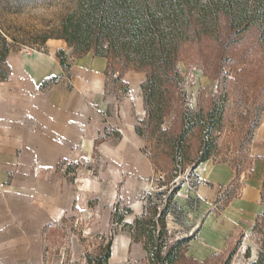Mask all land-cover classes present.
Masks as SVG:
<instances>
[{
    "label": "rangeland",
    "instance_id": "rangeland-1",
    "mask_svg": "<svg viewBox=\"0 0 264 264\" xmlns=\"http://www.w3.org/2000/svg\"><path fill=\"white\" fill-rule=\"evenodd\" d=\"M76 6L77 0H1L0 29L10 52L45 50ZM180 57L175 100L163 126L185 137L189 161L182 164L178 146L173 150L149 132L137 133L148 119L141 88L146 71L130 69L117 80L120 68L112 65L102 92L106 108L99 113L106 129L93 153L54 171L34 165L35 176H58L70 195L62 218L43 232L38 264H88L87 253L96 264L108 243V264H161L148 258L144 243L135 240L126 224L167 204L168 244L194 234L185 258L176 264H247L258 258L263 235L254 225L264 210V40L255 25L236 33L222 19L210 36L187 42ZM139 75L145 76L140 83ZM63 78L65 88L74 86L69 70ZM208 147L210 159L192 169L191 162ZM219 166L230 174H214ZM260 170L256 204L261 212L247 207L229 225L232 208ZM176 185L182 188L168 202ZM248 247L251 257L246 256ZM0 264L16 263L0 254Z\"/></svg>",
    "mask_w": 264,
    "mask_h": 264
},
{
    "label": "crops",
    "instance_id": "crops-1",
    "mask_svg": "<svg viewBox=\"0 0 264 264\" xmlns=\"http://www.w3.org/2000/svg\"><path fill=\"white\" fill-rule=\"evenodd\" d=\"M5 62L8 76L0 79V254L16 264H38L44 229L62 218L70 195L58 176H35L34 165L54 171L93 153L106 129L99 113L106 108L102 92L108 59L93 51L76 54L57 38L45 50L10 52ZM68 70L74 82L69 89L63 84ZM140 76L135 78L139 83L145 78ZM212 171L230 174L225 166ZM261 172H255L256 182L253 176L236 201L229 225L247 207L261 212L256 204Z\"/></svg>",
    "mask_w": 264,
    "mask_h": 264
},
{
    "label": "trees",
    "instance_id": "trees-1",
    "mask_svg": "<svg viewBox=\"0 0 264 264\" xmlns=\"http://www.w3.org/2000/svg\"><path fill=\"white\" fill-rule=\"evenodd\" d=\"M222 19H227L230 28L235 29L236 33L255 25L264 40V0H77L76 8L62 19L56 37L64 39L76 54L93 51L96 55L106 57L107 73L112 65H118L120 69L117 80L130 69L146 71V80L141 83V88L148 119L145 129L139 126L136 131L140 135L149 132L155 141L164 142L173 150L178 146L182 164H186L189 160L185 158L183 147L185 137L172 135L163 123L174 104L178 64L185 44L210 36L217 30ZM0 44V79H5L9 72L5 61L10 48L1 29ZM61 60L64 62V56ZM207 139L210 142L209 135ZM210 157V147L202 150L201 155L191 162L192 169ZM152 158L156 163V158ZM179 164L177 162V166ZM181 188V185H176L171 190L168 202L176 197ZM175 201L178 205V201ZM261 201L264 205V179ZM168 206L159 209L155 205L151 208L153 214L136 216L135 222L126 225L132 230L135 240L144 243L148 258L161 261V264H176L185 258L194 234L168 244ZM123 216L120 215L119 219ZM263 223L264 210L254 225V229L263 235L260 253L256 260L247 264H264ZM158 224L160 228L156 235ZM53 226L48 225L44 234ZM159 240L160 244L157 242ZM109 244L96 264H108L111 257ZM164 246L166 251H163ZM246 256L251 257L250 247L247 248ZM86 257L88 264H93L94 260L89 253Z\"/></svg>",
    "mask_w": 264,
    "mask_h": 264
}]
</instances>
